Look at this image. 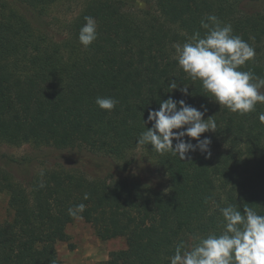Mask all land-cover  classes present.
I'll return each instance as SVG.
<instances>
[{"label":"trees","instance_id":"1","mask_svg":"<svg viewBox=\"0 0 264 264\" xmlns=\"http://www.w3.org/2000/svg\"><path fill=\"white\" fill-rule=\"evenodd\" d=\"M55 1L0 0V139L87 148L123 169L142 148L165 172L168 186L89 177L62 166L38 172L26 186L0 168V191L9 194L13 213L0 223V264H61L56 244L70 240L67 226L77 217L68 209L80 203L86 208L78 217L102 239H126L127 247L112 251L107 264H169L181 241L191 248L224 230L219 207L228 204H247L264 215V123L258 119L264 104L247 115L220 107L173 53L195 31L203 36L207 30L200 21L214 14L256 51L240 70L264 77V0H146L155 2V11L136 10L130 0H90L60 41L42 33L25 12ZM85 16L98 25V37L87 48L78 39ZM171 79L187 86L190 95L169 92ZM97 96L119 103L103 110ZM169 96L202 111L204 105V118L216 120L215 132L201 134L211 139L210 157L197 150L181 160L137 144L152 126L143 121L149 109H158Z\"/></svg>","mask_w":264,"mask_h":264},{"label":"clouds","instance_id":"2","mask_svg":"<svg viewBox=\"0 0 264 264\" xmlns=\"http://www.w3.org/2000/svg\"><path fill=\"white\" fill-rule=\"evenodd\" d=\"M84 19L86 23L80 28L78 39L87 48L98 37V25L91 16ZM200 24L207 30L203 36L195 31L190 40L182 46H175L179 67L192 81L200 80L205 95L220 107L239 115L255 112L258 103L264 104V91H261L264 89V77L251 70H240L255 58V49L234 33L231 24L223 23L214 14L207 15ZM168 87L169 92L179 89L184 95H190L188 87H179L174 79L169 81ZM95 103L100 109L112 111L119 101L111 96H97ZM201 108L203 111L184 99L176 100L171 96L161 100L159 108L149 109L147 120L143 119L145 125L152 122V126L139 134L137 144H150L158 154L170 153L181 160H190L189 154L197 150L210 157L211 139H201V134L215 132L217 122L213 116L205 119L208 109L204 105ZM258 119L264 123V112L258 114ZM185 137L195 139L196 143L192 139L185 140ZM44 186L43 182L39 185L41 188ZM84 199H88L87 193ZM85 208V204H77L69 207L68 214L81 216ZM219 211L224 220V230L219 235H206L191 248L181 241L169 258V264H264V215L247 204L242 208L228 204L219 207Z\"/></svg>","mask_w":264,"mask_h":264},{"label":"rangeland","instance_id":"3","mask_svg":"<svg viewBox=\"0 0 264 264\" xmlns=\"http://www.w3.org/2000/svg\"><path fill=\"white\" fill-rule=\"evenodd\" d=\"M88 1L90 0H56L49 5L39 4L38 8L31 7L25 12L42 33L60 41L67 35L69 23ZM15 3L13 2V5H17ZM130 6L136 10L156 9L155 2L148 4L146 0H130ZM173 50L176 56V48ZM133 158L132 165L123 169L122 163L87 148L59 149L53 145L39 146L30 142L11 144L0 139V168L9 170L26 186L38 172L62 166L69 170L83 171L89 177H124L131 181L142 180L156 188H167L168 177L153 156L138 148L134 151ZM15 159L18 161L15 162ZM12 217L9 194L0 191V223ZM67 232L70 240L56 244L61 264H107L112 251L127 247L123 236L102 239L94 226L83 217H77L69 223Z\"/></svg>","mask_w":264,"mask_h":264}]
</instances>
